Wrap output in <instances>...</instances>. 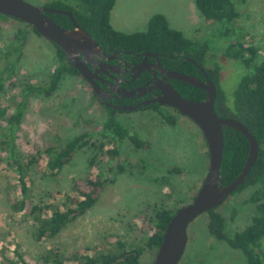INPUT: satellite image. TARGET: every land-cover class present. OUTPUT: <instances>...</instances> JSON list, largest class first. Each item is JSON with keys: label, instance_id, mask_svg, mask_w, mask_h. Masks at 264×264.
<instances>
[{"label": "rangeland", "instance_id": "374dc122", "mask_svg": "<svg viewBox=\"0 0 264 264\" xmlns=\"http://www.w3.org/2000/svg\"><path fill=\"white\" fill-rule=\"evenodd\" d=\"M25 1L39 7L48 2ZM236 9L239 16L227 26L226 38L221 36L225 27L206 20L195 7L194 0H115L110 24L116 31L126 34L143 32L153 16L163 15L171 29L208 46L205 69L217 70L219 87L225 101H230L243 76L264 60V0L238 1ZM22 28V22L16 19L0 21V66L2 52L12 34ZM26 36L28 49L14 77L15 86L0 95V109L6 108L9 112L18 86L45 80L55 66L51 53H47L53 51V46L30 31ZM234 43L256 50L249 66L224 56L226 47ZM104 112L81 78L64 76L51 97L29 99L16 131V144L21 153L28 155L37 149L63 145L84 132L98 135ZM114 117L130 132L146 139L149 148L137 149L125 138L117 143L119 154L116 158L109 157L103 151L114 145L106 138L94 136L55 175L37 168L28 171L35 204H61L70 186L80 178L95 179L100 174L105 180L95 206L55 238L44 242L34 241L28 217L13 209L20 199L18 174L6 164L5 153L0 150V260L16 259L13 250L16 246L25 258L33 261L40 260L49 250L67 257L79 251L93 253V249L102 246L112 250L117 241L127 248L136 244L143 247V239L151 232L149 219L155 210L179 209L192 201L209 162L206 143L196 125L177 114L178 123L169 126L154 110L115 113ZM3 125L0 120V127ZM174 168L183 171L171 173ZM257 188L230 195L218 207L217 212L226 221L227 234L241 231L257 215L256 204L249 201ZM261 202L264 203V198ZM207 222L208 216L203 213L188 226L186 247L178 264H247L239 251L208 234ZM154 257L155 253L144 247L140 262L153 264Z\"/></svg>", "mask_w": 264, "mask_h": 264}, {"label": "trees", "instance_id": "16d2710c", "mask_svg": "<svg viewBox=\"0 0 264 264\" xmlns=\"http://www.w3.org/2000/svg\"><path fill=\"white\" fill-rule=\"evenodd\" d=\"M238 1L242 0H194V4L206 20L218 22L225 27L221 36L226 38L229 31L227 26L232 25L239 16L236 9ZM114 4L115 0H48L43 7L70 12L79 27L86 31L106 54L118 51H130L140 56L147 52L157 53L165 68L202 78L195 64L190 61L184 63V61L193 59L200 68L205 69V57L210 51L205 43L190 40L180 31L171 29L161 14L149 20L146 31L131 34L116 31L110 24V14ZM45 15L62 28H72L70 19L65 15L50 12H45ZM6 19L13 18L0 14V21ZM22 24L23 28L12 34L2 52L0 95L7 88L15 86L14 77L18 68L22 66L24 54L28 49L26 46L28 32L41 37L33 27L23 22ZM49 43L53 46V51L47 53H51L55 66L47 78L34 84L21 83L18 86V92L12 97V110L9 112V109H0V120L4 123L0 127V150L5 153L6 164L14 168L18 174L20 199L14 204L13 209L28 217L31 222V236L36 242L55 238L64 228L84 216L95 206L105 180L101 179L100 174H97L95 179L80 178L70 186V192L61 204L48 202L35 204L31 198L30 182L27 176L30 169L37 168L45 173L48 172L51 176L55 175L69 164L74 155L86 147L94 136L106 138L114 145L112 149L103 151L109 157L116 158L119 154L117 143L119 144L125 138H128L137 149L149 148V142L146 139L130 132L114 117L112 110L104 107V118L98 135L84 132L69 139L63 145L51 146L43 150L37 149L34 154L21 153L16 144V131L29 99L51 97L59 88L64 76L81 78L77 69L66 60L62 49ZM255 55L256 50L253 47H245L239 43L228 45L224 51L225 57L240 61L246 66H249ZM205 72L217 88L214 102L216 114L242 123L258 143V156L253 167L244 182L231 194L234 196L247 188L258 187L249 198L250 202L256 204L257 215L252 218L251 224L241 231L227 234L226 221L217 212V207L205 212L208 216L206 229L214 240L224 242L230 248L239 251L247 264H264V203L261 202L264 198V60L257 64L251 73L243 76L230 101H225V95L219 87L217 70L205 69ZM171 84L185 99L202 101L206 97L204 90L182 81L172 80ZM150 109L158 112L167 125L175 126L178 123L176 116L180 114L176 109L159 104L151 105ZM223 139L220 179L224 185H227L242 171L248 155V142L240 132L227 127H223ZM102 146L101 143L100 148ZM91 162H94V158ZM182 171L180 168L170 170L171 173ZM176 210V208H161L154 211L149 219L151 232L143 239V247L136 244L127 248L126 244L117 241L112 250L102 246L93 249V253L79 251L72 257L49 250L40 260L33 261L25 258L16 246L13 249L16 259L4 258L0 260V264H141L140 256L144 247L156 254L165 228Z\"/></svg>", "mask_w": 264, "mask_h": 264}, {"label": "water", "instance_id": "95a60500", "mask_svg": "<svg viewBox=\"0 0 264 264\" xmlns=\"http://www.w3.org/2000/svg\"><path fill=\"white\" fill-rule=\"evenodd\" d=\"M45 12L62 14L67 16L72 28L65 29L60 27ZM0 14L9 18L19 20L31 27L44 39L57 45L62 49L66 60L74 66L80 76L87 81H92L94 76L86 67V63L93 61L94 56H99L111 60L116 55L105 56L99 44L84 31L70 12L66 10L51 9L47 7L35 6L25 0H0ZM148 57L156 59V64L151 65L145 60ZM195 64L203 76V80L197 76L186 75L177 71H170L162 67L159 62L158 54L144 53V60L141 64L133 68L136 70H149L153 75V86L149 88H138L136 91L125 92L124 96L131 97L137 92L141 96L152 88L161 91L159 96L152 100L145 101L142 105L158 103L170 108L191 120L201 132L208 152V169L201 182V185L190 203L180 207L170 218L162 236L161 243L157 249L153 264H178L181 260L186 243L188 226L203 213L215 209L222 205L226 199L241 185L248 176L258 156V143L255 137L239 121L231 118L219 117L214 110V102L217 96L215 84L209 79L204 68H200L193 59H187ZM151 67L157 69L163 79L155 77V72ZM182 81L195 88L205 91L206 97L202 101L188 100L183 98L169 83L168 80ZM94 93L102 97L101 91L93 84ZM136 107L119 106V110H133ZM223 127L234 129L240 132L248 142V155L241 173L235 180L227 185L220 179V166L224 149Z\"/></svg>", "mask_w": 264, "mask_h": 264}, {"label": "flooded vegetation", "instance_id": "af4514ba", "mask_svg": "<svg viewBox=\"0 0 264 264\" xmlns=\"http://www.w3.org/2000/svg\"><path fill=\"white\" fill-rule=\"evenodd\" d=\"M102 52L107 57L112 55H116V57L107 60L99 56H94L93 61L89 60L86 63L87 69L94 73V76L91 78L92 81L84 80L81 77L82 81L90 89L92 98L103 108L106 107L112 110L113 115H115V113L151 111L150 106L158 103L147 105H142V103L159 96L161 94L160 90L152 88L141 96H137V92L131 97L124 96L125 92L136 91V89L141 87L149 88L153 86L154 75L149 70H133L134 67L141 64L144 60V53L140 56V54H133L130 51H118L112 54H106L103 50ZM158 59L161 64L159 56ZM145 61L151 65L156 64V59L152 57H148ZM162 67L165 68L163 65ZM151 70L155 72L156 78L159 80L163 79V75L157 69L151 67ZM201 77L200 79L203 80L202 74ZM171 81L172 79H169L168 83L172 86ZM163 82H166V80L163 79ZM93 84L101 91L102 97L94 93ZM119 106L138 107L127 111L116 108Z\"/></svg>", "mask_w": 264, "mask_h": 264}, {"label": "crops", "instance_id": "0c3cea01", "mask_svg": "<svg viewBox=\"0 0 264 264\" xmlns=\"http://www.w3.org/2000/svg\"><path fill=\"white\" fill-rule=\"evenodd\" d=\"M113 10V9H112Z\"/></svg>", "mask_w": 264, "mask_h": 264}]
</instances>
